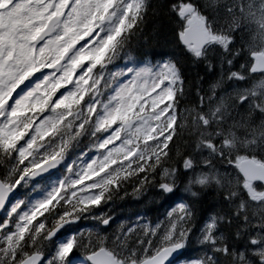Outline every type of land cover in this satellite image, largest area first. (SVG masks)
Returning a JSON list of instances; mask_svg holds the SVG:
<instances>
[{
	"label": "snow or ice",
	"instance_id": "6c2138e0",
	"mask_svg": "<svg viewBox=\"0 0 264 264\" xmlns=\"http://www.w3.org/2000/svg\"><path fill=\"white\" fill-rule=\"evenodd\" d=\"M148 10L149 0H0V264H170L192 239L203 253L186 264H264V0L167 6L185 60L219 69L206 87L175 59L109 67ZM257 13L258 29L246 23ZM85 136L89 162L26 210L13 203ZM129 185L133 197L155 188L191 199L162 224L109 231L112 217L92 210ZM210 189L224 207L197 235ZM84 217L94 228L58 243Z\"/></svg>",
	"mask_w": 264,
	"mask_h": 264
},
{
	"label": "trees",
	"instance_id": "16d2710c",
	"mask_svg": "<svg viewBox=\"0 0 264 264\" xmlns=\"http://www.w3.org/2000/svg\"><path fill=\"white\" fill-rule=\"evenodd\" d=\"M174 2L177 0H149V10L144 14L137 35L130 37L125 53H122L121 59L116 62L115 66L130 60L128 59L129 56L132 57L131 61L135 63L148 61L151 65L175 59L182 64L187 79L195 80L197 74L204 76L205 81H202L201 84L206 87L208 82L216 79V69L207 72L203 65L193 66L185 60V54L175 39L174 18L167 11V6ZM195 101L194 92H190L188 96L181 98L180 103L183 106L185 103H194ZM78 153L79 151L72 149L67 156L76 157ZM126 190L129 195L125 196L122 190L117 197L100 206V208L109 210V216L112 217L110 225L112 230L121 224L132 226L136 223L135 220L141 217H143L144 222L150 223L152 226L158 224L171 207L173 198H177V192L182 194L181 200L183 202L184 199H191L189 194L182 189L177 191L175 195L162 198L159 190L155 188L146 190L140 197L131 195L132 188L130 185ZM25 192L26 190L23 193L25 194ZM222 207H224V202L216 196L214 190L210 189L205 192L196 204V227L193 231L199 235V228L205 219ZM202 253V246L195 239H192L191 243L186 246L182 258L196 260Z\"/></svg>",
	"mask_w": 264,
	"mask_h": 264
},
{
	"label": "rangeland",
	"instance_id": "374dc122",
	"mask_svg": "<svg viewBox=\"0 0 264 264\" xmlns=\"http://www.w3.org/2000/svg\"><path fill=\"white\" fill-rule=\"evenodd\" d=\"M255 21L256 22H258V24H259V21H260V17H259V14L258 15H256L255 16ZM129 67H131L130 65L129 66H126V68H124V70H126L127 68H129ZM142 67V66H141ZM217 77V76H216ZM95 155V153H91L90 155H87V156H85V157H83V159H81L80 161H78L77 162V164H76V166H75V168L76 167H78L79 165H81L82 163H87V162H89V159L92 157V156H94ZM61 180L60 179H56V180H54V181H52L51 182V186H50V188L45 192V193H41L31 204H30V206L34 203V202H36V201H38V200H40V199H43L46 195H47V193L48 192H50L51 190H52V188L53 187H55V186H57L58 184H59V182H60ZM67 240H68V238L67 239H61V240H59L58 241V243H62V242H67ZM178 264H186V262H179Z\"/></svg>",
	"mask_w": 264,
	"mask_h": 264
},
{
	"label": "water",
	"instance_id": "95a60500",
	"mask_svg": "<svg viewBox=\"0 0 264 264\" xmlns=\"http://www.w3.org/2000/svg\"><path fill=\"white\" fill-rule=\"evenodd\" d=\"M241 166H242V167L244 166L243 162L241 163ZM180 252H181V250H180ZM180 252L174 254V258H173V259H175V258L179 255ZM173 259H172V260H173ZM172 260H171V261H172ZM171 261H170V262H171Z\"/></svg>",
	"mask_w": 264,
	"mask_h": 264
}]
</instances>
